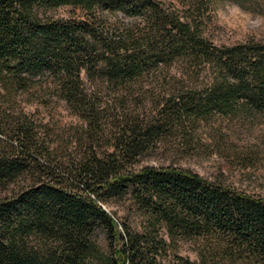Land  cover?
<instances>
[{
	"label": "trees",
	"instance_id": "1",
	"mask_svg": "<svg viewBox=\"0 0 264 264\" xmlns=\"http://www.w3.org/2000/svg\"><path fill=\"white\" fill-rule=\"evenodd\" d=\"M212 9L0 0V264H264V194L180 164L263 155L264 41Z\"/></svg>",
	"mask_w": 264,
	"mask_h": 264
},
{
	"label": "rangeland",
	"instance_id": "2",
	"mask_svg": "<svg viewBox=\"0 0 264 264\" xmlns=\"http://www.w3.org/2000/svg\"><path fill=\"white\" fill-rule=\"evenodd\" d=\"M212 18L208 33L217 44L229 45L249 38L264 41V0H213ZM259 122L251 132L241 134L237 140L238 145L258 143L263 155L254 167L244 169L236 164L231 165L219 153L187 157L180 164L209 177L220 175L222 171L227 182L253 193L264 194V117ZM157 160L153 158L151 161ZM181 254L197 259L191 243L183 244Z\"/></svg>",
	"mask_w": 264,
	"mask_h": 264
}]
</instances>
